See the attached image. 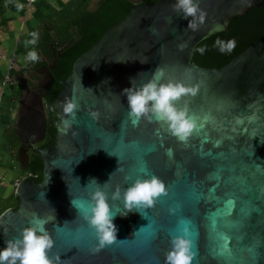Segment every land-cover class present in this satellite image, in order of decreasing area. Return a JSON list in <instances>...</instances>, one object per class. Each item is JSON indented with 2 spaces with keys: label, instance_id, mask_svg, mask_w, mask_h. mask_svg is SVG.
<instances>
[{
  "label": "water",
  "instance_id": "1",
  "mask_svg": "<svg viewBox=\"0 0 264 264\" xmlns=\"http://www.w3.org/2000/svg\"><path fill=\"white\" fill-rule=\"evenodd\" d=\"M126 1L129 13L75 61L63 90L48 105L57 112L56 142L38 151L42 182L24 177L15 190L18 209L0 215V248L34 217L55 215L45 227L55 241L49 255L59 254L60 264H166L170 239L185 221L195 253L191 264H264V40L217 70L191 62L199 43L226 33L233 19L263 0H200L207 17L197 31L187 28L188 21L173 10L175 0ZM88 10L93 11V2ZM51 37L53 61L45 58L47 65L40 69L50 84L33 95L42 136V100L61 56L55 33ZM182 44L187 46L181 49ZM15 63L20 74L28 68L22 59ZM157 67L165 70V80L203 81L194 97L178 102H187L197 124L187 141H179L161 122L142 118L133 124L128 115L122 90L132 78L136 85L146 82ZM23 84L29 91L33 81ZM73 95L80 104L73 125L76 135L63 132L60 104ZM90 109L99 111L98 120L88 115ZM32 141H23L18 150L23 170L29 161L27 143ZM142 168L165 183L167 195L142 209L143 214L134 208L122 215L123 200L109 199L117 239L124 240L95 250L94 230L83 219L97 187L89 180L94 177L103 185L112 173L102 186L111 197L117 185L122 192L129 186L126 175H144ZM72 199L81 203L79 212Z\"/></svg>",
  "mask_w": 264,
  "mask_h": 264
},
{
  "label": "clouds",
  "instance_id": "2",
  "mask_svg": "<svg viewBox=\"0 0 264 264\" xmlns=\"http://www.w3.org/2000/svg\"><path fill=\"white\" fill-rule=\"evenodd\" d=\"M173 10L188 21L187 28L197 31L204 24L207 12L200 7V0H175L172 5ZM34 37L29 43L36 44L37 34L32 33ZM235 38L224 40L217 38L214 46L222 53L232 52L236 47ZM186 44L180 45L181 49ZM200 54L207 51V46L196 49ZM38 52L33 49L28 52V59L31 61L39 60ZM146 63V61H140ZM203 81L194 84H188L182 80H165V70L157 67L153 71L152 78L146 82L136 85L135 78L130 81V86L122 90V94L127 98L128 115L133 124H137L142 118L148 121H158L167 127V131L175 136L179 141H187L197 127L196 121L189 116V107L187 102L179 106L178 102L185 97H194L202 87ZM62 111L65 114L62 118V130L65 134L69 131L76 135L73 128L77 120V112L80 110V104L75 96H66L60 102ZM88 115L93 120L99 119L98 110H89ZM238 122H243L238 118ZM171 152V149H169ZM111 154V153H110ZM117 170H121L120 166ZM114 171V172H115ZM144 175H126L125 181H130L129 186L122 192L119 185L115 190L109 193L104 191L103 185L107 184L112 177L103 185L98 183L96 178H91L88 182H94L97 187L90 194L89 211L83 213V219L87 225L94 230L96 239V248L99 250L114 242L124 239H117L118 229L113 222L114 213L110 210L109 199L123 200L122 215H127L132 209H137L142 214V209H148L154 206L157 199L167 195L165 183L156 175H148L147 170H140ZM87 184V185H88ZM73 206L80 211L82 205L80 202L72 199ZM174 211V210H173ZM52 218L34 217L31 224L21 229L16 238L5 241V246L0 248V264H60V256L57 254L52 257L50 250L54 247L55 241L45 225ZM67 223V221H65ZM185 221H180L182 227L178 234L170 239V249L166 253V264H191L193 256V241L190 239L189 229Z\"/></svg>",
  "mask_w": 264,
  "mask_h": 264
},
{
  "label": "crops",
  "instance_id": "3",
  "mask_svg": "<svg viewBox=\"0 0 264 264\" xmlns=\"http://www.w3.org/2000/svg\"><path fill=\"white\" fill-rule=\"evenodd\" d=\"M84 1L36 0L27 7L24 0H16L13 5L0 6V209L13 203L16 186L25 177L18 159L21 143L41 131L39 106L31 98L33 93L23 88L28 80L33 81L31 89L34 88L40 76L25 71L36 72L38 65L46 63L45 58L49 60L41 48L49 47L53 41L45 37H51L54 24L67 21ZM32 33L37 34L36 44L29 43L34 38ZM33 49L42 61L28 59ZM21 59L28 66L23 74L15 63Z\"/></svg>",
  "mask_w": 264,
  "mask_h": 264
},
{
  "label": "trees",
  "instance_id": "4",
  "mask_svg": "<svg viewBox=\"0 0 264 264\" xmlns=\"http://www.w3.org/2000/svg\"><path fill=\"white\" fill-rule=\"evenodd\" d=\"M92 0H85L81 6L76 9L69 19L65 22L54 24V33L56 40L63 47L61 56L56 59L55 68L52 74L55 77V84L46 97L45 103H52L57 95L63 90V82L69 77L72 72L75 61L84 54L90 47L96 44L106 30L119 22L130 11V3L126 0H103L102 4L95 10H88ZM149 1V0H148ZM16 0H0V6L13 5ZM261 19L255 21V25L245 26L244 31L240 32L230 27L229 39L235 38L237 41L235 49L228 53H222L214 46L217 38L226 40L225 34L218 33L212 37L202 41L196 46V49L202 46H207V51L202 55L199 51L195 53L191 62L205 69L217 70L224 67L234 56L256 41L264 40V10L256 13ZM241 28V27H240ZM51 37L46 36L45 40L51 41ZM43 40L41 42V47ZM50 60L53 61L52 51L48 46L41 48ZM41 65V64H40ZM39 66V65H38ZM47 132L45 140L39 146L47 147L55 142L56 134V118L55 111L47 108ZM29 161L24 175L31 176L36 183H41L43 180V161L37 151H32L28 155ZM19 207L18 197H14L13 203L9 207L0 209V215L8 210H17Z\"/></svg>",
  "mask_w": 264,
  "mask_h": 264
},
{
  "label": "flooded vegetation",
  "instance_id": "5",
  "mask_svg": "<svg viewBox=\"0 0 264 264\" xmlns=\"http://www.w3.org/2000/svg\"><path fill=\"white\" fill-rule=\"evenodd\" d=\"M158 0H146L143 4H150V3H154ZM93 2V11H95L99 6H97V3H98V0H95V1H91ZM131 5V4H130ZM260 10H264V0L261 4H259L258 6H255V7H252L249 12L243 16H238L237 18L233 19L229 25H228V29H227V32L226 33H222V34H225V38H226V35H228L229 37V32H230V27L234 26V28L236 27L237 30H239L240 32H243L245 26H249V28L253 25H255V21L256 20H259L261 19L256 13H258V11ZM241 27V28H240ZM52 38V37H51ZM227 40V39H226ZM53 41V39H52ZM257 42V41H256ZM53 43V42H52ZM255 43V42H254ZM62 46L58 48V51H61L62 50ZM47 65V62L45 64H43V66ZM43 66H38V68L36 69V72L38 74V76H40V78L38 79V83L34 86V88H32L30 90V92H32V100H34V92H38L44 85H47V84H50V81H48V78L46 76V74H44L43 72H40V69L43 67ZM54 71V70H53ZM52 71V72H53ZM51 72V73H52ZM53 75V74H52ZM54 76V75H53ZM55 84V77H54V82L51 84L49 90L46 92L42 102H43V106H44V110H43V113H44V118H45V129H44V136L41 135V131H40V134L37 135L36 137H34V141H32V143H27V149H28V155L32 153V151H39L40 149H46V148H49L50 146H52L55 142H56V134H57V118H56V114L57 112L55 111V118H56V134H55V142L52 143L51 145L47 146V147H44V148H41L39 145L44 142L45 140V135H46V132H47V128H46V121H47V108H48V105L45 103L46 101V97L48 95V93L51 91V89L53 88ZM36 117H38V115H36ZM41 119V117H40ZM27 139V138H26ZM33 140V139H32ZM27 141V140H25ZM24 141V142H25ZM29 141V139H28ZM39 153V152H38Z\"/></svg>",
  "mask_w": 264,
  "mask_h": 264
},
{
  "label": "built area",
  "instance_id": "6",
  "mask_svg": "<svg viewBox=\"0 0 264 264\" xmlns=\"http://www.w3.org/2000/svg\"><path fill=\"white\" fill-rule=\"evenodd\" d=\"M27 7L31 6L35 3L36 0H24ZM1 58V56H0ZM8 80V77H6V81Z\"/></svg>",
  "mask_w": 264,
  "mask_h": 264
}]
</instances>
